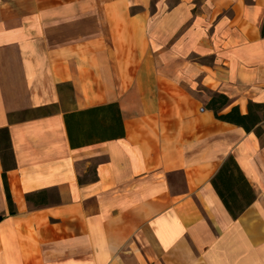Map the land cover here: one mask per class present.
I'll list each match as a JSON object with an SVG mask.
<instances>
[{
    "label": "crops",
    "instance_id": "0c3cea01",
    "mask_svg": "<svg viewBox=\"0 0 264 264\" xmlns=\"http://www.w3.org/2000/svg\"><path fill=\"white\" fill-rule=\"evenodd\" d=\"M203 89L264 103V0H0V264H264V120Z\"/></svg>",
    "mask_w": 264,
    "mask_h": 264
},
{
    "label": "trees",
    "instance_id": "16d2710c",
    "mask_svg": "<svg viewBox=\"0 0 264 264\" xmlns=\"http://www.w3.org/2000/svg\"><path fill=\"white\" fill-rule=\"evenodd\" d=\"M207 95L205 108L210 109L215 115V118L220 121H226L234 125H238L246 132L253 131L257 136L262 133V127L260 123L264 120V103H258L249 101L247 104L246 113H241L238 105L232 106L229 110L224 109L231 104V100L226 94L210 89H203ZM0 135L3 138L8 139V133L5 128L0 129ZM2 173V180L4 181L5 195L7 197L8 210L10 213H14L13 202L11 195H9L8 184L5 179V169ZM217 173L212 177L211 183L220 200L223 202L225 209L228 211L234 219L237 218L240 213L251 205L255 200V193L251 185H249L242 171L232 156H227L223 164L216 171ZM27 199L30 200L31 196L27 195Z\"/></svg>",
    "mask_w": 264,
    "mask_h": 264
},
{
    "label": "rangeland",
    "instance_id": "374dc122",
    "mask_svg": "<svg viewBox=\"0 0 264 264\" xmlns=\"http://www.w3.org/2000/svg\"><path fill=\"white\" fill-rule=\"evenodd\" d=\"M201 95H202V97H204L206 95V93L202 92ZM206 97H207V95H206Z\"/></svg>",
    "mask_w": 264,
    "mask_h": 264
}]
</instances>
